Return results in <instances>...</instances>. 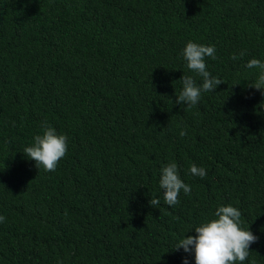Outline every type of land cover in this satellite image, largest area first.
<instances>
[{"label": "trees", "instance_id": "trees-1", "mask_svg": "<svg viewBox=\"0 0 264 264\" xmlns=\"http://www.w3.org/2000/svg\"><path fill=\"white\" fill-rule=\"evenodd\" d=\"M189 41L215 46L205 62L224 82L191 108L175 104L183 75L202 83ZM253 58L264 62V0H0V264H195L173 248L227 205L258 237L237 264H264ZM43 122L68 137L54 172L23 154ZM170 163L191 188L171 207Z\"/></svg>", "mask_w": 264, "mask_h": 264}, {"label": "clouds", "instance_id": "clouds-1", "mask_svg": "<svg viewBox=\"0 0 264 264\" xmlns=\"http://www.w3.org/2000/svg\"><path fill=\"white\" fill-rule=\"evenodd\" d=\"M215 46H205L189 41L183 49L182 55L186 61L187 68L202 79V83L197 84L193 76L183 75L182 90L175 98V104L186 105L188 108L195 106L201 99L203 92H215L218 85L224 83L221 79L211 76L207 70L206 58L215 59ZM245 53H239L243 56ZM232 59H237L233 54ZM248 69L258 68L259 75L253 85L249 87L260 90L264 95V62L259 59H251L247 62ZM42 135H36L31 146L25 147L23 154L26 158L35 161V167H41L45 172L56 171L58 162L67 153L68 137L57 134L55 128L43 122ZM180 136L187 135L185 130L180 131ZM190 173L193 176L204 178L207 172L202 167L192 165ZM159 187L163 190L164 203L174 206L179 203L181 190L185 194L191 192L188 184L184 183L178 175L176 163H170L161 169ZM150 205L160 203L158 199H151ZM215 219L206 221L195 227V235H187L179 240L173 250L183 249L185 253L194 256L195 264H237L244 262L249 256V249L256 243L258 237L249 229L243 230L241 224V212L231 205L220 206L214 212ZM5 217L0 215V223L5 221ZM183 264H189L187 258Z\"/></svg>", "mask_w": 264, "mask_h": 264}]
</instances>
